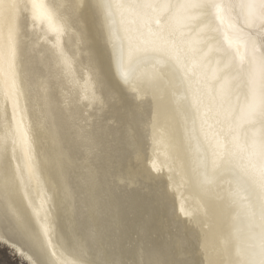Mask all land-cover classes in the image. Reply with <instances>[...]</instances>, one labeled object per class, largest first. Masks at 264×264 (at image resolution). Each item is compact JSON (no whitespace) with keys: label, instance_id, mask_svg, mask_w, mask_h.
I'll list each match as a JSON object with an SVG mask.
<instances>
[{"label":"bare ground","instance_id":"1","mask_svg":"<svg viewBox=\"0 0 264 264\" xmlns=\"http://www.w3.org/2000/svg\"><path fill=\"white\" fill-rule=\"evenodd\" d=\"M5 180L27 264H264V0H0Z\"/></svg>","mask_w":264,"mask_h":264},{"label":"snow or ice","instance_id":"2","mask_svg":"<svg viewBox=\"0 0 264 264\" xmlns=\"http://www.w3.org/2000/svg\"><path fill=\"white\" fill-rule=\"evenodd\" d=\"M12 6H15L14 4ZM118 67L120 69L121 75L127 79L129 72L127 69V66L123 63V56L121 54V60L118 64ZM10 194V188L7 180L0 183V198H6ZM87 216L88 213H85ZM76 230V229H74ZM103 247L104 245L102 242H98ZM79 254L82 259L79 260V264H177V261L172 259L170 254H165L164 252L160 251L159 249H155L149 245H145L144 247V259L141 261H128V260H122V261H113L108 258L103 259H87L89 253L91 252V248L88 246L81 244L79 249ZM29 264H37V261L33 257H28ZM190 264V262H188Z\"/></svg>","mask_w":264,"mask_h":264},{"label":"rangeland","instance_id":"3","mask_svg":"<svg viewBox=\"0 0 264 264\" xmlns=\"http://www.w3.org/2000/svg\"><path fill=\"white\" fill-rule=\"evenodd\" d=\"M0 264H27L12 249L0 242Z\"/></svg>","mask_w":264,"mask_h":264}]
</instances>
